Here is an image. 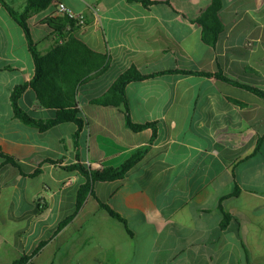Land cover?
Returning a JSON list of instances; mask_svg holds the SVG:
<instances>
[{
	"label": "crops",
	"instance_id": "crops-1",
	"mask_svg": "<svg viewBox=\"0 0 264 264\" xmlns=\"http://www.w3.org/2000/svg\"><path fill=\"white\" fill-rule=\"evenodd\" d=\"M4 2L22 12L26 1ZM211 2L55 0L52 13L54 3L30 18L45 56L58 4L84 13L88 26L73 37L106 59L81 87L79 138L74 123L41 132L16 117L13 93L32 82L35 64L0 4V150L23 168L0 156V264H264V97L252 90L264 92V0H224L216 47L197 22ZM132 68L155 76L128 85L127 106L93 103ZM19 106L36 119L53 114L30 86ZM128 117L155 126L134 132ZM142 149L123 179L96 183L77 212L87 179L65 167L120 168Z\"/></svg>",
	"mask_w": 264,
	"mask_h": 264
},
{
	"label": "trees",
	"instance_id": "trees-1",
	"mask_svg": "<svg viewBox=\"0 0 264 264\" xmlns=\"http://www.w3.org/2000/svg\"><path fill=\"white\" fill-rule=\"evenodd\" d=\"M25 7L22 12L16 11L8 6L4 0H0V4L4 6L13 19L24 29L30 51L35 64V77L30 84L18 87L12 96L15 115L26 126H30L47 132L59 125L74 123L78 126L79 131L76 138L80 137L81 131L85 127V119L83 117L80 103L78 100L81 87L86 83L93 74L99 73L106 65V59L103 55L97 53L84 42L71 36L64 44H57L55 38V46L51 52L43 56L38 49V44L34 41L33 35L28 25L30 18L46 9H48L55 0H25ZM146 2V1H145ZM225 8L224 0H212L211 4L198 18L197 22L203 27V40L212 47H216L221 35L225 31V25L221 19V13ZM46 25L54 37L60 33L63 28L69 24V20L64 17L54 14L46 20ZM0 68V72H1ZM6 70H11L8 67ZM189 74V73H186ZM205 76H216L221 80H228L223 74L200 73ZM155 75H143L136 68H132L119 77L115 84L101 97L93 101L94 104L103 107L120 108L127 106V87L132 82H140L149 79ZM230 81V80H228ZM232 82V81H231ZM31 87L37 94L40 105L53 112L49 119H36L29 113H26L19 106V100L27 87ZM250 89L249 87H246ZM259 96L264 97V92L254 90ZM127 126L134 132H142L154 124L138 125L133 123L130 118H127ZM147 153L146 149L138 151L120 168H104L102 170H90L86 165L76 164L65 167L67 171H79V173L87 179V182L80 186L77 212H79L87 198L93 192L94 186L98 182H113L123 179L127 173L136 166ZM0 156L9 161L11 164L20 169L23 173L22 166L12 157L3 154L0 150ZM47 162L57 164L54 161ZM59 164V163H58ZM61 164V163H60ZM41 171L38 170L32 177L37 176ZM239 191L237 190L232 197H236ZM104 208L111 216L127 226V221L124 220L118 213L111 210L109 207ZM225 214L226 227L233 219L229 213ZM74 216L66 219L61 227L68 225ZM45 244H42L39 249L32 255L35 256ZM30 257H21L12 264H27Z\"/></svg>",
	"mask_w": 264,
	"mask_h": 264
},
{
	"label": "built area",
	"instance_id": "built-area-1",
	"mask_svg": "<svg viewBox=\"0 0 264 264\" xmlns=\"http://www.w3.org/2000/svg\"><path fill=\"white\" fill-rule=\"evenodd\" d=\"M57 15L64 16L69 20V24L54 37L56 38L57 44H64L76 31L88 26V18L84 13H77L64 3L58 4Z\"/></svg>",
	"mask_w": 264,
	"mask_h": 264
},
{
	"label": "rangeland",
	"instance_id": "rangeland-1",
	"mask_svg": "<svg viewBox=\"0 0 264 264\" xmlns=\"http://www.w3.org/2000/svg\"><path fill=\"white\" fill-rule=\"evenodd\" d=\"M55 3L50 7V9L47 11V13L48 14H50V13H52L53 12V10H55ZM31 32H32V35L35 37V38H41V37H43V36H45V34L41 31V29H35V28H33L32 30H31Z\"/></svg>",
	"mask_w": 264,
	"mask_h": 264
}]
</instances>
